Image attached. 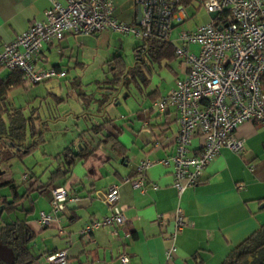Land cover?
<instances>
[{"label": "crops", "instance_id": "1", "mask_svg": "<svg viewBox=\"0 0 264 264\" xmlns=\"http://www.w3.org/2000/svg\"><path fill=\"white\" fill-rule=\"evenodd\" d=\"M59 1L65 3L64 0ZM113 1L116 3L114 16L136 25L137 10L135 7L132 12L128 9L130 0ZM117 5L124 7L125 12L121 10L117 13ZM49 6V0H0V51L16 35L26 31L32 22L41 20ZM139 42L135 37L110 30L95 35L67 36L61 41L44 45L38 65L64 69L67 74L70 70L77 72L87 69L98 57L101 61L107 57L108 61L113 56H119L124 61V49L131 48L136 54V46L142 43ZM190 50L198 52L199 46L193 44ZM175 60L177 66L173 65L174 60L162 67L153 65L151 73L147 75L149 84L146 87L130 84L127 90L124 87L117 89V85L107 82L110 78L107 76L95 83L96 90L93 92L78 94L79 107L72 114L76 120L82 121L81 125L76 124L79 130L77 140L83 138L87 131H92L90 134L95 136L79 146L72 143L56 152L42 151L47 163L45 169L38 174L28 169L35 182H23L25 188L22 194L17 189L24 198L17 210L10 213L19 211L22 214L9 222H0L2 225L24 221L34 235L32 243L37 251L32 252L34 264H50L47 257L62 250L67 253L65 264H121L122 255L129 256L127 264H195V254L201 258L202 264H221L234 246L255 233L264 223V130L253 122H244L236 130V134L245 139L244 151L238 154L226 147L221 148L205 168L202 180L180 196L172 186L171 169L161 165L148 169L143 191L121 183L126 176L135 177V167L141 160L160 159L174 153L177 115L173 108L160 113L155 102L173 88L175 80L185 73L181 60ZM6 75L0 72L1 79ZM76 78L71 82V87L77 82L81 83ZM37 86L13 89L6 96L10 107H21L26 118L32 116L35 119V131L42 129V134L35 136L36 149L45 141L44 131L50 128L48 119L58 120L61 115H51L47 110V116L42 117L38 112L40 107L32 108L27 113L29 104L43 95L36 94L25 105L16 106L11 94L15 90H30ZM47 92L58 99L57 103L66 102V97ZM124 93L126 96L122 103L120 98ZM130 96H134L133 101L127 100ZM113 104L117 106H114L117 112L118 109L123 111L106 118L104 115ZM67 113H63V116ZM92 116L97 122L87 119ZM44 122L47 126L42 128ZM30 135L31 129L28 127L27 143L32 141ZM157 140L163 143V147L154 148ZM199 142V138L193 139L191 153H197ZM70 147L82 152L84 158L74 162L67 176L50 181L57 171V157ZM250 165H253L252 171ZM3 179L17 185L7 180L5 175ZM112 184H120L119 204L125 207V225L101 227L95 229L89 239L80 237V231L92 219L107 214V205L96 195L105 192ZM42 186L44 188L40 190ZM57 186H64L68 190L70 200L66 202L59 222L42 226L38 221L39 213L50 210V189ZM9 188L11 192L6 194L8 201L12 200L14 194V190ZM177 208L183 211L187 226L176 234L177 252L167 259L168 234L173 231L174 221L170 217L163 228L158 216L171 215Z\"/></svg>", "mask_w": 264, "mask_h": 264}, {"label": "built area", "instance_id": "2", "mask_svg": "<svg viewBox=\"0 0 264 264\" xmlns=\"http://www.w3.org/2000/svg\"><path fill=\"white\" fill-rule=\"evenodd\" d=\"M41 20H36L0 51V69L18 70L25 88L60 79L66 71L57 67H39L38 60L44 45L61 41L67 36L95 35L104 30L130 34L145 41L151 35L173 42L170 33L189 19L186 5L180 0H133L141 16L136 25L114 16L113 0H49ZM195 1V0H194ZM205 12L216 16L194 29L180 31L179 45L174 53L185 67L182 77L173 88L156 102L162 113L173 108L178 130L174 135V153L160 159L145 158L135 167V177H124L122 184L144 190L146 174L155 165L169 167L172 186L180 196L186 189L198 184L207 165L226 147L235 153L244 151L245 139L236 134L244 122H253L264 130V0H196ZM199 46L192 52L190 46ZM199 138L197 153H191L193 139ZM163 147L159 140L154 148ZM253 170V165H250ZM23 182H35L23 173ZM120 184H112L97 199L108 207L104 216L92 219L81 231L80 237L89 239L95 229L126 223L124 206L119 204ZM49 211H40L38 221L50 226L61 220V213L69 201L64 186L51 187ZM174 228L168 234L167 259L177 252L176 234L187 226L184 213L177 208L173 214L158 216L165 228L169 218ZM48 262L65 264L67 253L62 250L47 257ZM121 264L129 262L128 255L120 257Z\"/></svg>", "mask_w": 264, "mask_h": 264}, {"label": "trees", "instance_id": "3", "mask_svg": "<svg viewBox=\"0 0 264 264\" xmlns=\"http://www.w3.org/2000/svg\"><path fill=\"white\" fill-rule=\"evenodd\" d=\"M180 2L188 6L194 0H180ZM174 50V43L165 41L153 34L136 46L135 51L139 58L134 65L127 66L119 56H113L106 61L112 74L107 82L111 85H117V89L124 87L127 90L130 84L137 85L139 88L146 87L149 84L147 75L151 73V67L153 65L162 67L175 60L177 57ZM2 71L7 75L2 79L0 78V187L10 186L14 190V194L10 201H8L7 196L3 195H0V200L3 210L10 213L17 210L24 197L18 194V185L4 182L3 166L14 157L23 160L33 153L37 146L35 136L36 134L40 136L42 129L35 131V119L32 116L26 118L21 107L12 108L8 105L6 96L10 90L25 89L21 73L18 70L3 68L0 69V72ZM46 126L47 123L44 122L42 128ZM28 127L31 129L32 141L30 143H27ZM84 156L75 148H66L62 155L57 157V171L51 176L50 181L59 176H67L74 162L79 158H84ZM43 188L42 186L40 190ZM33 239L34 235L24 221L17 220L0 225V243L12 248L15 255L13 264H34L35 256L31 251ZM249 257L252 258V262H249ZM193 260L195 264H202V260L197 254L193 255ZM0 264L6 263L0 261ZM221 264H264V223L255 233L234 246Z\"/></svg>", "mask_w": 264, "mask_h": 264}, {"label": "rangeland", "instance_id": "4", "mask_svg": "<svg viewBox=\"0 0 264 264\" xmlns=\"http://www.w3.org/2000/svg\"><path fill=\"white\" fill-rule=\"evenodd\" d=\"M119 6L117 5V8ZM198 7L197 1L195 0L192 2V4H189L186 6L189 19L182 24H179L177 27L172 30L170 33V38L173 40L174 45H179V41L177 40L178 33L180 31H187L191 26L193 25H201L205 24L209 20V15L205 12L204 8L199 7L198 10L196 8ZM128 9L133 11L134 9V1L130 0L128 3ZM123 10L125 12L124 7H119L117 10V13L119 11ZM129 35L131 38L133 37L130 34H124ZM134 38V37H133ZM142 42L141 39H137ZM139 42V43H141ZM123 59L127 66H131L135 63L136 60H138L139 55H136L133 50L130 49H124L123 51ZM109 58V57H108ZM107 57H104L103 61H101V58L98 57L97 61L92 63L88 66L87 69L81 70V71H72L70 70L69 73H66V77L60 78L61 81H56L58 79L54 78L47 82H43L38 84L36 88H32L30 90H15L12 92L11 96L13 97V100L16 104V106L25 105L26 102L33 99V97L36 94L43 95L41 98L35 99V102L32 104H29V109L27 110V113L31 111L32 108L40 107L39 111L43 116H47L48 111L51 115L55 114L59 116L61 115V118L58 120H49L50 128L49 130L44 131V143L39 146L38 149H36L33 153L28 155V157L24 160H18V159H12L9 162H7L3 166L4 175L6 176L7 180L14 181L20 189L21 194L22 191H24L25 185L22 180L23 173L29 174L28 169H32L37 174L40 173L42 169H45L47 163L44 160V155L42 151L45 152H56V150H60L64 148V146L71 145L72 143H75V145L79 146L83 141H91V139L95 136L94 134L88 133L89 131L85 132L83 135V138L78 139V127L76 124L81 125L82 121H78L74 118L72 115L75 109L79 107V103H77V97L80 93H90L96 90V82L102 81L105 77H111L110 68L106 63ZM173 65L177 66V61H173ZM64 70V69H63ZM66 71V70H64ZM77 76L76 81H81L79 84L77 82L76 85L71 87V82L74 81V77ZM60 86V87H59ZM67 86V87H66ZM47 91L53 92L57 94L60 97H66V102H58L52 94L48 93ZM126 94L121 95V102H123L124 97ZM44 97V98H43ZM43 98V99H42ZM129 101L134 100V96H130L127 98ZM123 107L124 104H122ZM113 106H110L108 108L107 113L104 115L106 118H109L111 114H120L122 109H118V112L114 109ZM117 107V106H115ZM125 111H127V108H124ZM69 112L63 116V113ZM63 116V117H62ZM95 116L87 118L90 122H97V119L94 118ZM101 118V117H100ZM86 119V118H85ZM84 123V121H83ZM81 129V128H80ZM29 137V136H28ZM44 149V150H43ZM11 190L9 186H2L0 187V195L6 196V194L10 193ZM2 204L0 203V222H9L11 219H14L18 216H20L22 213L19 211H16L15 213H9L6 210H2ZM31 251L33 253H36L37 251L34 249V244H31Z\"/></svg>", "mask_w": 264, "mask_h": 264}, {"label": "water", "instance_id": "5", "mask_svg": "<svg viewBox=\"0 0 264 264\" xmlns=\"http://www.w3.org/2000/svg\"><path fill=\"white\" fill-rule=\"evenodd\" d=\"M136 10H137V23H138L139 18L141 16V11L139 8H137ZM216 14H217L216 12H213V13H210L209 16L211 18H214ZM14 258H15V255H14L12 248L0 243V261L6 264H13ZM249 260H252V258L249 257Z\"/></svg>", "mask_w": 264, "mask_h": 264}]
</instances>
